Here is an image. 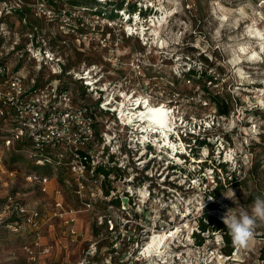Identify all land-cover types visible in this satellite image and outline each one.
Here are the masks:
<instances>
[{
    "label": "rangeland",
    "instance_id": "obj_1",
    "mask_svg": "<svg viewBox=\"0 0 264 264\" xmlns=\"http://www.w3.org/2000/svg\"><path fill=\"white\" fill-rule=\"evenodd\" d=\"M8 1L11 4L0 3V46L17 42L30 75L40 83L59 79L77 104L95 106L98 137L102 134L97 148L104 152L98 160L109 174L99 173L97 183L86 184L95 196L88 194L92 206L85 210L66 168L35 167L27 150L7 148L1 137L0 264H28L23 246L32 239L27 225L5 218L3 206L10 196L38 207L47 220L44 241L52 245V253L46 264L73 263L92 241L97 242V264L107 258L114 264H173L176 247L168 241L150 255L147 248L140 253L155 234L165 233L168 239L175 237L176 244L182 241L179 264H264V223L258 224L247 249L235 248L231 255L222 250L226 243L219 230L200 233L204 241L196 248L206 205L212 204L209 212L222 220L229 208L250 213L255 197L264 195V0H126L117 13L115 6L86 0ZM133 5L144 13H131ZM112 13L116 16L109 18ZM128 15L131 22L126 21ZM28 48L51 51L61 60L62 74L29 59ZM192 70L197 74L191 75ZM202 72L215 75V82ZM217 93L228 105V115L219 114L213 97ZM112 98L121 102V118L123 103L133 112L146 104L169 109L168 143L162 144L158 136L152 144L134 141L128 151L123 147L121 163H114L110 153L117 146L107 139L115 137L122 148L133 134L115 115L100 109L101 100ZM135 100L146 101L144 107L133 106ZM134 127L145 132L143 140L162 131ZM173 163L185 170L173 168ZM221 163L236 176L226 180L224 170L216 168ZM32 173L53 176L49 191L28 180ZM54 188L61 190L58 196ZM116 197L119 206L109 202ZM57 199L67 210H80L77 235L70 234L63 218L54 216ZM100 215L112 218L113 230L102 225L95 231Z\"/></svg>",
    "mask_w": 264,
    "mask_h": 264
},
{
    "label": "built area",
    "instance_id": "obj_2",
    "mask_svg": "<svg viewBox=\"0 0 264 264\" xmlns=\"http://www.w3.org/2000/svg\"><path fill=\"white\" fill-rule=\"evenodd\" d=\"M1 2L11 4V1L8 0H0ZM15 2L20 4L18 1ZM130 19L131 17L128 15L126 21L131 22ZM127 34L133 36L135 32L128 31ZM18 45L17 42H13L10 47L4 44L0 46V138L2 137L7 148L24 143L26 146L24 149L29 152L35 166H49L51 169L57 170L66 168L75 184V195L83 200L82 202L86 205L85 210H89L92 205L91 202L87 201V197L90 193L95 196V192L92 189L87 190L86 184L99 181L97 167L101 163L98 158L101 157L102 153L104 154L97 148V142L102 138V134L98 137L97 124L99 119L95 106L77 104L74 94L70 89L62 86L59 79L40 83L37 76L30 75L23 66L22 58H24L25 51L21 50ZM27 51L29 52V59L36 60L40 66L42 63L49 64L54 74H62L61 60L54 57L51 51L36 48H28ZM81 78L85 79L84 77ZM99 104L101 110L115 115L124 130L127 129L133 134L128 136L127 145L122 144V148H120L118 139L111 137V132H107L111 137L107 139L108 142H113V145L117 146L116 150L110 153L114 163H121L123 155L126 153L123 147L128 151L132 148L134 141L140 145L152 144L153 136L143 140L142 136L145 132H136L133 124L125 122L121 118L119 114L121 102L112 98L103 99ZM140 105L144 107V100H135L133 103V106L137 108H141ZM52 177L32 173L28 175V180L40 183L43 192H47L52 184ZM60 191L59 188H54V193L57 196ZM127 196L129 198V195ZM54 204V216L63 218L69 227L70 234L77 235L79 232L76 214L80 210L65 209L61 199H57ZM3 211L6 219H12V222L19 221L30 228L32 239L23 246L28 264H46L45 260L52 253V245L44 241L47 220L42 211L38 207L13 196L7 198ZM96 223L98 226L106 225L110 230L115 227L110 216L100 215ZM168 242L177 248L176 252L173 253L175 260L173 264H179L183 251H180L178 247L180 248L182 241L180 244H176L177 239L171 236ZM118 245L119 243L116 241L112 244V248L116 249ZM201 245L197 244L196 248ZM147 246L148 242L140 250L141 255L145 253ZM97 251V242L92 241L77 261L63 264H97L94 259ZM115 251L112 250L113 254ZM102 262V264L115 263L111 258ZM204 263L208 264L207 262Z\"/></svg>",
    "mask_w": 264,
    "mask_h": 264
},
{
    "label": "trees",
    "instance_id": "obj_3",
    "mask_svg": "<svg viewBox=\"0 0 264 264\" xmlns=\"http://www.w3.org/2000/svg\"><path fill=\"white\" fill-rule=\"evenodd\" d=\"M126 2H127L126 0H121L120 2H114V1H108L107 2L106 1L105 3H103L102 0H86V3L98 5V6H101V7L115 6L114 7V10H115L116 13H117L118 9H124V4ZM76 3L77 2H72V4H74V5H76ZM129 9H130L131 13H134L137 10L140 11V12H143L142 8L138 9L136 5L130 6ZM22 11L23 10H21L20 12H22ZM96 13L99 14V15H104L105 12L103 10H101V9L100 10L97 9L96 10ZM115 16H116V14H114V13L108 15L109 18H114ZM189 73L191 75H195V74H197V71L192 70ZM202 75L204 77L208 78V81H211V83H214L215 80H216V77L213 74H208L207 72H202ZM203 89H205V90L208 91V87L206 85L203 86ZM208 93L210 95H213L210 92H208ZM213 97H214L215 101L217 102L219 114H221V115H228L230 113V109H229L228 105L222 99H220L221 98L220 94L217 93ZM13 148H14V150H16L18 152V151H21V150H25L24 148H26V146H25L24 143H19L16 146H14ZM149 148H150V150L153 149V147H151V146H149ZM37 167H39V166H37ZM172 167L175 168V169L185 170L178 163H173L172 164ZM216 168H220V169H223L224 170V172L227 174L226 175L227 176V179L226 180H229V178H228L229 176H232V177L233 176H236V171L229 170L227 163H221ZM97 172H98V174L103 172L106 176H108V174H109V171L107 170V168H104L101 165H99L97 167ZM216 178H217V181L218 182H221V178H219V175L218 174H216ZM105 193H106V195L110 196L109 190H106ZM109 202L111 204H114V205H117V206L120 205V199H119V197L118 198L117 197L116 198H111L109 200ZM212 208H213V205L212 204L206 205V211L199 218V221H200V223H199V232H197V234H196L197 242H198V244H202L203 243L204 237L201 236V234H200L202 232H206V231L207 232H210L211 230L212 231H217V230L223 231L224 232V237H225V243L226 244H225V246L223 247L222 250H223L224 253H226L228 255H231L232 251H234L235 248L232 245L231 237L228 235V229L225 226V224L222 222V220L216 218L213 214H211L209 212L210 209H212ZM136 216H137V214H136ZM98 229H99V226H97V224H96V230L95 231H97ZM262 256L264 257V248H263V251H262Z\"/></svg>",
    "mask_w": 264,
    "mask_h": 264
},
{
    "label": "clouds",
    "instance_id": "obj_4",
    "mask_svg": "<svg viewBox=\"0 0 264 264\" xmlns=\"http://www.w3.org/2000/svg\"><path fill=\"white\" fill-rule=\"evenodd\" d=\"M124 145H127V142ZM209 199H212V197H209ZM222 220L228 229L233 247L247 249L255 239V230L258 224L264 223V195L255 197L250 213L235 212L233 208H229ZM170 247L172 246L170 245ZM174 250L172 253L176 252L177 248H174Z\"/></svg>",
    "mask_w": 264,
    "mask_h": 264
},
{
    "label": "bare ground",
    "instance_id": "obj_5",
    "mask_svg": "<svg viewBox=\"0 0 264 264\" xmlns=\"http://www.w3.org/2000/svg\"><path fill=\"white\" fill-rule=\"evenodd\" d=\"M121 114H122V118L125 121L131 122V124L141 127L142 131L148 132L152 128L156 130L161 129L162 130L161 133H164L165 135V136L164 135L162 136L164 137L168 136L167 133H168V128H169V123L171 120V117H170L171 112L169 111V109H166L165 106H160V107L155 106L154 107V106H151L150 104H146L145 107L141 111L133 112V107L131 106L128 107L126 103H123L121 105ZM156 132H160V131L158 130ZM167 241H168V235L166 233L165 234H155L152 237V239L149 241L146 252L148 253V255H150L154 249L157 251Z\"/></svg>",
    "mask_w": 264,
    "mask_h": 264
}]
</instances>
